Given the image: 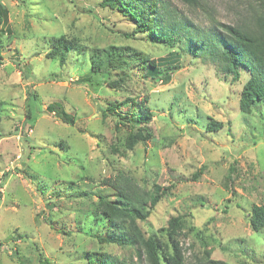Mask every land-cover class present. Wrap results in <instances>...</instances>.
I'll use <instances>...</instances> for the list:
<instances>
[{
    "label": "rangeland",
    "instance_id": "rangeland-1",
    "mask_svg": "<svg viewBox=\"0 0 264 264\" xmlns=\"http://www.w3.org/2000/svg\"><path fill=\"white\" fill-rule=\"evenodd\" d=\"M164 1L202 33L242 21L254 4L206 0L193 9ZM101 2L0 0L10 30L0 43V264H40L41 256L50 264H89L96 252L137 260L136 247L100 244L85 230L98 198L113 197L103 181L119 171L145 189H170L139 225L146 238L169 244V220L182 218L185 264H204L206 250L224 264H264V228L256 233L249 223L253 206L264 203V103L249 114L239 106L249 72L242 69L235 82L221 64L188 51L185 40L174 48L151 43ZM62 35L86 52L68 53L64 64L50 59L49 40ZM112 46L171 69L167 83L137 65L112 73L117 87L103 78L101 86L82 82L91 76L90 54ZM129 99H148L154 115L153 139L134 150L126 139L135 131L103 116L110 102L126 109ZM56 103L74 126L47 109ZM210 120L223 129L207 131Z\"/></svg>",
    "mask_w": 264,
    "mask_h": 264
},
{
    "label": "trees",
    "instance_id": "trees-1",
    "mask_svg": "<svg viewBox=\"0 0 264 264\" xmlns=\"http://www.w3.org/2000/svg\"><path fill=\"white\" fill-rule=\"evenodd\" d=\"M179 1L193 9L204 8L206 4V0ZM100 6L117 11L131 20L134 33L145 34L151 43L174 48L178 43L187 41L188 51L195 55L200 51L203 56L221 64L225 75L231 76L235 82L239 81L242 69L248 71L249 78L243 86L239 103L242 113L249 114L258 104L264 103V0H254L250 13L242 21L232 25L217 23L213 30L205 33L192 27L184 18H179L164 0H102ZM7 22L8 11L0 5V43L5 32H10L5 26ZM49 41V58L53 61L60 60L61 64L65 63L68 53L82 55L86 52L85 47L75 38L69 39L62 35ZM2 47L0 44V48ZM89 60L91 76L82 82L95 86H101L103 83L100 79L103 78L105 83L117 87L118 83L112 81V73L130 72L136 65L143 66L147 78L163 80L166 83V77L171 71L166 69L163 72L156 61L130 48L112 46L95 49ZM127 104L130 105L124 109L123 101L110 102L104 108L103 116L112 117L116 127L129 126L135 131L126 139L127 148L134 150L138 143L146 144L153 139L148 126L154 115L148 106V99H129ZM47 109L64 124L75 125V117L69 115L62 104L56 103ZM1 112L0 103V114ZM223 127L222 122L210 120L207 131H219ZM103 184L113 191V197L98 198L92 213L88 214L92 222L88 221V216L85 219L86 233L96 236L100 244L136 247L138 258L135 261L119 260L110 254L96 252L88 255L89 264H185L179 241L183 231L182 218L172 217L169 220L166 229L169 244H162L155 236L146 238L139 225L140 222L148 221L152 211L168 194L169 188L154 184L152 189H145L124 171L105 179ZM76 192L77 190L74 194ZM249 223L253 232L258 233L264 228V203L253 206ZM101 228L104 231L99 235L97 232ZM19 264L26 263L20 260ZM40 264L50 263L41 256ZM204 264L224 263L211 259V252L206 250Z\"/></svg>",
    "mask_w": 264,
    "mask_h": 264
}]
</instances>
